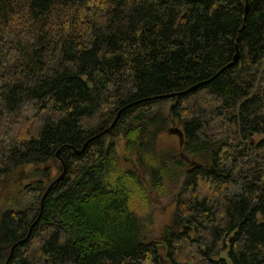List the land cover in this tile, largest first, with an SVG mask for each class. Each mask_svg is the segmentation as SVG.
Listing matches in <instances>:
<instances>
[{
	"label": "trees",
	"instance_id": "16d2710c",
	"mask_svg": "<svg viewBox=\"0 0 264 264\" xmlns=\"http://www.w3.org/2000/svg\"><path fill=\"white\" fill-rule=\"evenodd\" d=\"M245 4L0 0V178H37V206L0 212V264L60 149L66 176L8 264H264V0ZM172 122L179 150L159 147ZM151 193L175 199L157 239L139 217Z\"/></svg>",
	"mask_w": 264,
	"mask_h": 264
},
{
	"label": "rangeland",
	"instance_id": "374dc122",
	"mask_svg": "<svg viewBox=\"0 0 264 264\" xmlns=\"http://www.w3.org/2000/svg\"><path fill=\"white\" fill-rule=\"evenodd\" d=\"M169 107L170 104L167 102L165 103V105L162 106V111L164 114H168ZM175 127L178 128L177 125H175ZM170 128H172V126H169L166 132L160 136L159 147L179 150L180 146L177 136L168 134V130ZM116 145H117L116 148L117 162L119 168L123 170L131 169L132 168L130 165L131 161H127V160L126 162L123 161V157L127 156V154L123 150V146L121 142L120 141L117 142ZM176 156L178 157V159L181 157L184 158L186 162L190 165L195 164L194 162H190L191 160H188L187 157L181 156V153H178ZM34 170L35 168L32 166H28L27 168H25L24 171L27 173L25 178L24 177L21 178V174L23 173L22 170H18L16 173L8 177L7 180L4 178H0V212L1 213H5L9 211L20 212L29 209L31 207L37 206V201L35 200L36 198L34 197L31 191V187L33 186L31 182L37 179L33 177V175H30V173ZM60 174L61 173H58V170L55 169L54 166L51 167L50 180L52 179L55 180V178L59 177ZM48 181L49 180H45L44 184L46 185ZM149 199L151 204L148 206V208L142 207L140 209L139 217L143 223L144 230L145 229L150 230L153 237L157 239L160 236L161 231L167 224L170 213L174 209L175 199L173 194L166 197H156L153 193L149 195Z\"/></svg>",
	"mask_w": 264,
	"mask_h": 264
},
{
	"label": "water",
	"instance_id": "95a60500",
	"mask_svg": "<svg viewBox=\"0 0 264 264\" xmlns=\"http://www.w3.org/2000/svg\"><path fill=\"white\" fill-rule=\"evenodd\" d=\"M245 2H246V4H245V14H246L247 11H248V0H245ZM238 59H239V54H238V52H236V54H235V56H234V58H233L232 63H231L228 67H230V66H232L233 64H235V63L238 61ZM197 86H198V85H197ZM197 86H194V87L190 88L189 90H187V91H185V92H182V93H176V94L174 93V94H171V95H166V96L156 97V98L148 99V100H145V101H153V100H160V99H167V98H174V97H177V96H181V95L187 94V93H189V92H191V91H194V90L197 88ZM124 109H125V108L120 109V110L117 112L114 121L112 122V124H111L107 129H105L103 132L99 133L98 135H96L95 137H93V138H92L91 140H89V141H93V140H96V139H98V138H101V137L107 135L109 132H111V131L113 130V128L115 127V125H116V123H117V121H118V118H119L121 112H122ZM168 134H169V135H175V136H177V138H178V140H179V145L182 146V144H183V140H184V135H183V132H182L179 128L175 127V123H174V122H172V128H170V129L168 130ZM89 141H88V142H89ZM86 145H87V143H85V144L82 146L81 150H79V151H77V150L74 149V148H71V149H72V151L74 152L75 155H80V154H82V152H83L84 149L86 148ZM60 150H61V149H60ZM60 150H58L57 153H56V159H57V160L59 161V163L62 165V169H63V170H62V173L59 175V177H57V178H56V179H55V180H54V181H53V182L47 187V189H46V191H45V193H44V195H43V197L41 198V201H40V205H39L40 213H39V215H38V218L36 219V221L34 222V224L30 227L29 232H28V235L26 236V238L23 239V240H21V241H19V242H17V243L11 248V251H10L9 257L7 258V260L5 261L4 264H8V263H9V261H10V259H11V256H12V253H13V249H14L15 247H17L18 245H21V244L25 243V242L28 240V238H29V236H30V233H31V229H32V227L38 222V220H39L40 217H41V213H42V209H43V203H44L45 198H46L47 195L50 193V191L54 188V186H55L58 182L62 181V180L65 178V176H66L67 168H66V165H65L64 161H63V160L60 158V156H59ZM211 170H212V168H211ZM154 244H156V243H154Z\"/></svg>",
	"mask_w": 264,
	"mask_h": 264
},
{
	"label": "bare ground",
	"instance_id": "6f19581e",
	"mask_svg": "<svg viewBox=\"0 0 264 264\" xmlns=\"http://www.w3.org/2000/svg\"><path fill=\"white\" fill-rule=\"evenodd\" d=\"M112 124V123H111Z\"/></svg>",
	"mask_w": 264,
	"mask_h": 264
}]
</instances>
